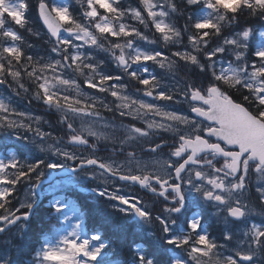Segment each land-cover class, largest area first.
<instances>
[{
    "label": "snow or ice",
    "instance_id": "obj_1",
    "mask_svg": "<svg viewBox=\"0 0 264 264\" xmlns=\"http://www.w3.org/2000/svg\"><path fill=\"white\" fill-rule=\"evenodd\" d=\"M76 3L85 9L79 19L69 3L49 6L40 0L39 18L51 47L46 56L34 57L21 47V34L8 26L11 22L32 33L28 3L0 0V37L12 41L0 45V85L15 84L19 96L21 90L29 91L22 82L27 76L36 85L33 98L60 113L59 123L67 130L66 139L54 137L12 119L24 117L37 125L41 120L18 112L0 97V132L12 130L15 140L25 145L34 141L19 129L33 132L42 142L39 151L50 154L29 161L10 150L0 152V264H264V220H250L252 209L243 199L250 172L264 180V0H183L184 11L176 0H140L142 8H124L121 0ZM185 11L181 29L172 18ZM245 15L260 26L241 25ZM125 17L154 29L165 46L180 43L188 33L190 50L173 51L170 57L139 46L138 41H157L127 24ZM225 27L233 31L211 46V38L219 39ZM97 51L108 53L122 73L104 71ZM149 62L174 80L181 70L188 79L178 80L175 88L162 86L149 71ZM125 76L144 86L143 96L151 102L128 94ZM81 83L106 95L89 94ZM107 96L114 99L106 102ZM157 101L187 102L189 112ZM102 110L143 126L117 125ZM77 119L79 129L74 126ZM118 130L124 132L122 138L115 136ZM160 133H171L172 142ZM47 138L53 143L44 147ZM101 143L109 156L96 154ZM138 151L152 158L144 159ZM85 182L95 187L82 188ZM21 183L28 184L24 199L12 208L10 198ZM129 186L162 198V211L154 214L140 196L125 191ZM85 191L125 218L116 225L115 239L105 238L95 225L89 227L88 212L74 198ZM255 191L264 203V183L258 182ZM45 199L48 218L55 223L37 240L39 246L32 247L29 258L23 233L34 208ZM209 208L223 225V243L208 231L203 213ZM153 225L159 235L149 230ZM130 230L143 242L133 240L125 252L123 238Z\"/></svg>",
    "mask_w": 264,
    "mask_h": 264
},
{
    "label": "trees",
    "instance_id": "obj_2",
    "mask_svg": "<svg viewBox=\"0 0 264 264\" xmlns=\"http://www.w3.org/2000/svg\"><path fill=\"white\" fill-rule=\"evenodd\" d=\"M40 0H26L28 3L29 7L26 11V17L28 20V25L27 27H30L32 29V33H29L26 31V29L20 28L19 26L15 25L14 23H10V26L14 29L17 30L21 36L23 37V42L21 43V47L24 48L25 52L29 54L31 50L34 48H39L41 47L42 50H49L51 47V44L46 43L48 40V37L46 35V32L41 24V21L38 17V3ZM49 5L51 6L54 3V0H47ZM125 1L129 0H121V6L123 7L124 4L126 3ZM131 2L135 3L136 5H140V0H130ZM179 1V0H178ZM177 1V2H178ZM180 2V1H179ZM178 2V7L180 9L181 6ZM66 3L70 4V8L73 12V14L79 19L80 13L83 11V8H81L80 4L76 3V0H67ZM240 24L247 26V25H257L259 24V21L256 18L253 17H248V16H241L240 17ZM232 28L225 27L223 29V35H227V31H230ZM149 30V29H148ZM40 33L39 37L34 35V33ZM0 40V45L1 44ZM28 45H32V47H28ZM98 55L102 56L101 58H104L106 55V52L103 51H97ZM104 56V57H103ZM26 76L23 77V81L27 82V84L30 86L31 81L28 82L26 81ZM11 78L9 77V80ZM32 86V85H31ZM16 88V85L13 84L12 87H8L7 85H0V94L7 98L8 100L10 99V94L13 95L16 99V103L21 104L22 101L25 100V97H27L30 100V105L32 108H37L35 105H41V107H38L37 109L41 112H43L46 116L47 119L50 120L52 123H54L53 127H50L53 129L54 134L57 135L58 137H65L66 139V126L61 125L59 123L60 116L56 111H50L47 109V106H45L43 103L37 101L35 98L31 97L28 95V93H24L21 90V94L19 96L16 95V92L13 91V89ZM26 98V99H27ZM16 152L20 150L19 146L16 147ZM22 187L23 183L16 185V190L13 193V197L10 199L12 200L11 207L16 208L19 207V203L21 200V194H22ZM75 199L78 200V202L84 206L85 210L89 214V227L91 228L93 225L105 235V238L112 237L115 239V233L117 232L116 225L121 224L123 220L125 219L122 215H110L108 214L106 210V203L104 202H97L95 201L88 193H83L79 192L75 194L74 196ZM47 205V200H43L37 207L34 208L33 210V215L28 222V227L26 232L23 233V244L26 246V249L28 250V257L30 258L31 255V249L32 247H38L39 245L36 243L37 240L41 239L46 233L49 232L51 229L52 225L55 223L54 220H50L48 218V212L46 209ZM155 210H162L158 208H154ZM21 211H26V209H22ZM206 222L210 223V221H207L205 217ZM211 224V223H210ZM210 228V225H209ZM135 240L138 243H142L143 241L141 240L140 236L135 233L134 230H130L127 232L125 237L123 238V244L122 246L125 249H127V245L131 244ZM17 243H21L19 238L17 237L16 239ZM124 253H121V256L123 257Z\"/></svg>",
    "mask_w": 264,
    "mask_h": 264
},
{
    "label": "rangeland",
    "instance_id": "obj_3",
    "mask_svg": "<svg viewBox=\"0 0 264 264\" xmlns=\"http://www.w3.org/2000/svg\"><path fill=\"white\" fill-rule=\"evenodd\" d=\"M177 1L178 0H176L177 5H178V2L180 1L179 4H180V6L182 5L181 11H184L183 0H179L178 2ZM66 2H67V0H54V3H57V4L66 3ZM127 3L128 4L125 5V6H127V8L128 7L142 8V5H136L135 3L131 2V1H129ZM85 7H86V5H85ZM84 10L85 9H83V11ZM144 14L146 16V13H144ZM186 15H187V12L185 11V14L183 16L176 15L172 18L175 21L177 27L183 29V26L185 24ZM125 22L131 26L138 27L142 32H144L146 35H148L150 37V39H156V41H157L155 44H147L144 41H138V44L141 47H145L148 49L161 50V51L165 52L166 54H168L170 57H171V52H173V51H183L185 49L190 50V45H189L188 39H187L188 33H183L182 40L180 41V43L175 44V45L165 46L164 43L158 39L159 34L158 33L154 34V29H152V30L145 29L143 27V25H139L137 21H135L134 19H131L130 17H125ZM8 26H10V23L8 24ZM253 26L259 27L260 24L253 25ZM189 31L194 32V30H192V29H190ZM232 31H233V29H231L230 31H227V35H229ZM227 35H225V36H227ZM223 37L224 36H221L219 39H217L215 37L211 38V41H210L211 46L214 47L217 43H221L223 40ZM0 40L2 42L1 43L2 45H7V44L12 43V41H10V39H8V38L0 37ZM29 54L33 55L34 57L35 56H46L47 55V49L42 50L41 47L34 48L33 50H31V52H29ZM94 55L96 56L97 60H104L105 64H106V56L105 57L103 56L104 58H101L102 56H100V54L98 55V52H95ZM173 59H178V58H173ZM105 64L103 65L104 71H106ZM181 64H182V62H181ZM154 66H155L154 69L151 70L150 72L158 74L157 78L160 80L162 86H167L168 84L172 83L171 88H175V87H177V81L178 80L188 79V77L185 76V73L182 70L177 73L176 79L174 80L172 74H170L166 69H161L157 64H155ZM29 70H31V68H29ZM160 74H161V78H160ZM77 79H78V82H82L83 78L78 77ZM26 81L30 82L31 80L27 77ZM23 83L25 84V87L29 89V91L27 92L28 95L31 97H34V93L36 91L35 83L33 81H31L32 86L31 85L29 86L27 84V82H25V81H23ZM81 87L85 92H87L89 94L97 95L95 90L87 89L86 86H84L82 83H81ZM71 94L75 95V92L73 91V92H71ZM0 97H3V96L0 94ZM9 97L11 100H8L5 97H3V98H5L7 101H10L11 106L14 107L18 112H27V113L31 114L33 117L39 116L41 118L39 125H37L35 122H33L31 120L25 119L24 117L12 116L11 117L12 119L21 120L24 123H32L33 128H36L37 126H39L44 131L52 132L54 137H58L57 135L54 134L53 129L50 128V127H53L54 123H52L50 120H48L47 116L43 112L38 110L39 109L38 107H41V105H35L38 109L32 108V106L30 105V100L27 97H25V100L22 101L21 104L16 103V99L13 95L10 94ZM102 97L103 96H101V98ZM144 99L151 102V100L148 97L144 98ZM163 103H164V101H163ZM47 109L50 111H55V109H49L48 107H47ZM169 109H171V107H169ZM58 115H60V113H58ZM102 115H103V113H102ZM149 118H151V117H149ZM125 121L127 122V124H134L132 119L127 118ZM87 122L88 121H85V123H87ZM80 123H81V121L79 119L75 120V122H74L75 127L76 126L80 127ZM19 133L21 135H27L28 137L32 138L34 142H30L27 145H25L23 142H17L15 140V134L12 130H7L6 132H0V152L7 154V151L10 150V151L15 152L18 156H20L22 160L27 158L29 161L35 159L37 156H42L44 158H47L50 155L49 153H46V152L41 153L39 151V145L42 142L38 138L34 137L33 132H27L25 129L21 128V129H19ZM49 143H53V140L51 138H47L43 142L44 147H47V144H49ZM18 146H19L20 150L18 152H16L17 151L16 147H18ZM33 182H34V178H33ZM258 182L264 183V180H258V177H257L256 185ZM27 187H28V184L23 183L21 200L24 199L25 191H26ZM81 187L87 189L90 187H95V184L85 182L81 185ZM83 193L87 194L86 191ZM254 196H256V197L253 200V202H248V201H245V202L248 204L249 208L252 209V214L250 215L249 219L252 221H255V222H260V221L264 220V203H262L259 200L257 193H255ZM106 210H107L108 214H110V215L116 214V213L112 212L111 209L108 208L107 204H106ZM117 214H119V213H117ZM209 220L212 221L211 218H209ZM209 225H210V228L208 227V231L211 233V236L213 238H216L217 243H223L222 236H221L222 231H217L216 227L212 224H209ZM149 230H151V231L155 232L157 235H159L158 226L153 225V226H151V228ZM237 231H239V229H237ZM15 232H16V228H13L12 233H15ZM234 244H235V239L233 240L232 244L228 245V251H231ZM220 251L223 252L224 254H228V252L225 251L224 249H220ZM177 252L181 255H186V253L181 252L180 250H177Z\"/></svg>",
    "mask_w": 264,
    "mask_h": 264
},
{
    "label": "flooded vegetation",
    "instance_id": "obj_4",
    "mask_svg": "<svg viewBox=\"0 0 264 264\" xmlns=\"http://www.w3.org/2000/svg\"><path fill=\"white\" fill-rule=\"evenodd\" d=\"M154 65L155 64L152 63V62L148 63L147 66L149 67V71L154 69V67H155ZM133 67H137V66L133 65ZM106 71L107 72H111L113 75L122 73V70L117 68L115 62L112 61L109 58V54L108 53H106ZM153 74H155V73H153ZM155 75L158 76V74H155ZM160 78H161V74H160ZM123 83L128 85V88H127V93L128 94L133 95V96H135L137 98H141V99L147 98V97L143 96L142 89H143L144 86L139 85L138 82H136L134 80H131L129 77L125 76ZM171 86H172V83L168 84L166 87L171 88ZM180 87L182 88L183 85L181 84ZM138 89H140L141 91H137ZM97 95L104 97L106 94H98L97 93ZM113 99L114 98H112L110 96H107L106 102H111ZM157 103L167 104L168 107H171L172 110H177L178 109V110H181L182 112H184L185 114H187L189 112V104L187 102H181V103L164 102L163 103V101H157ZM102 113H103L104 117L106 119H108V120L115 119V123L117 125H120L121 123L127 124V122L125 120L127 118L131 119L129 117L121 119L118 115L115 116V118H114L113 113H109V112H106V111H103V110H102ZM133 123L136 124V126H143L140 121H133ZM160 135L163 136V138L165 140H167L169 143L172 142V134L171 133H160ZM115 136L117 138H122L124 136V132L122 130H118V131L115 132ZM111 146H112L111 144L107 145V147H109V148ZM100 150H103L102 154H101ZM100 150L96 154L101 156V157H107V156H109L111 154V153L105 151V146L103 148H100ZM80 151H83V149H80ZM168 151H169L168 148L163 149L164 158H166V155H167ZM137 154L142 156L144 159H151L152 158V157H150L147 154L140 153L139 151L137 152ZM117 158L118 159H123L122 156L121 157H117ZM256 179H257L256 174L254 172H250L249 173V177H248V191H246L244 193V196H243L244 201H248V202L251 201V198L254 195V190H255V187H256ZM125 191L128 192L129 194L140 196L143 199V202L145 204H147L150 209L158 208V207H159V209H163V207H164V202H163L162 198H158V197L154 196L153 194L148 193L145 190L140 189L139 186H129V187H127L125 189ZM212 211H213V209L209 208L208 210H206L203 213V215L207 216L208 218H211L212 221L216 222V218L212 216ZM218 225L222 226V228H223L222 224H218Z\"/></svg>",
    "mask_w": 264,
    "mask_h": 264
},
{
    "label": "water",
    "instance_id": "obj_5",
    "mask_svg": "<svg viewBox=\"0 0 264 264\" xmlns=\"http://www.w3.org/2000/svg\"><path fill=\"white\" fill-rule=\"evenodd\" d=\"M47 3V2H46ZM48 4V3H47ZM38 14H39V6H38ZM42 22V21H41ZM43 24V23H42Z\"/></svg>",
    "mask_w": 264,
    "mask_h": 264
}]
</instances>
